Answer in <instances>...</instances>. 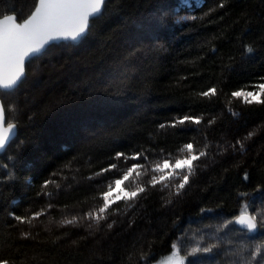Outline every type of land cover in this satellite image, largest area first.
Wrapping results in <instances>:
<instances>
[{
	"label": "trees",
	"instance_id": "trees-1",
	"mask_svg": "<svg viewBox=\"0 0 264 264\" xmlns=\"http://www.w3.org/2000/svg\"><path fill=\"white\" fill-rule=\"evenodd\" d=\"M36 1L0 0V18L22 22ZM261 83L264 0H106L78 42L49 46L15 89L0 91L17 127L0 155V259L156 264L181 242L184 264H264V103L231 95ZM212 87L216 95H199ZM185 115L201 122L171 126ZM187 143L206 152L189 183L177 194L181 173L153 187L162 174L153 166L187 157ZM136 163L140 175L122 187L146 190L99 224L86 218ZM37 212L31 224L10 215ZM244 212L257 217L255 234L233 224Z\"/></svg>",
	"mask_w": 264,
	"mask_h": 264
},
{
	"label": "snow or ice",
	"instance_id": "snow-or-ice-1",
	"mask_svg": "<svg viewBox=\"0 0 264 264\" xmlns=\"http://www.w3.org/2000/svg\"><path fill=\"white\" fill-rule=\"evenodd\" d=\"M103 0H38V3L34 5V11L23 20L18 22L16 15H4L0 18V89H12L24 76L25 62L33 57L41 54L46 46L52 40L57 39H72L77 40L82 37L88 28L89 18L100 11V7ZM223 7V3L219 5ZM247 52H251L252 48L249 46L246 48ZM257 87L261 90L259 93L253 91H246L240 89L233 91L231 95L236 98L243 97L244 103L251 104L253 100L256 103H264V99H258L262 93H264V83L259 84ZM217 93L215 87L209 88L207 91L199 93L203 97L214 96ZM6 107L0 105V150L4 149L8 142L15 134V123H6ZM186 122L193 124H199L201 121L199 118H193L191 116H183L178 118L171 124L172 127L177 125H184ZM161 127H165L161 125ZM252 134L249 133V136ZM241 149L243 150V144ZM187 150L188 156L184 158H178L174 163L170 159H164L162 163H156L152 171L162 173L159 176H153L151 185L153 187L156 184H163L164 187H168L167 181L171 178L182 175V181L175 185L176 192L184 189L185 185L189 183L190 175L194 169V162L201 159L206 155L205 151L196 152L192 143H187L183 146L181 151ZM143 153H137L131 157L126 156L125 153L117 152L116 159L124 158L139 160ZM147 159V157H145ZM144 165L136 163L131 165L124 172L122 177H115L109 182L108 190L101 193L103 199V205L95 212H89L86 214V218L96 220L99 224L101 220L107 218L109 209L112 205L119 200H124L127 204L128 201H134L140 193H143L146 189L141 186L137 190L127 191L122 185L129 180V177L135 172L137 176L140 173L137 169L143 168ZM117 165L112 164L107 169H102L101 172L96 175H102L104 172L116 169ZM165 170L167 173L165 174ZM247 179V176H245ZM112 184L115 185L113 189ZM46 186V185H45ZM120 193L115 199L112 198L113 192ZM131 206V205H129ZM44 212H37L30 217H22L10 213V215L20 224H31L32 220L37 219ZM77 222V218L65 219L62 221L63 225H73ZM235 223L240 224L242 227L247 228L249 232H253L257 229V217L255 215L247 218L242 214L237 217ZM111 224L108 225L111 228ZM24 238H27V233H23ZM176 245L173 248L176 249ZM212 249L209 247L193 248L189 255H193L197 252H210ZM255 256V253L253 254ZM172 256L177 257L176 264H184V257H178L177 252L173 251ZM0 264H9L8 260L0 259Z\"/></svg>",
	"mask_w": 264,
	"mask_h": 264
},
{
	"label": "water",
	"instance_id": "water-1",
	"mask_svg": "<svg viewBox=\"0 0 264 264\" xmlns=\"http://www.w3.org/2000/svg\"><path fill=\"white\" fill-rule=\"evenodd\" d=\"M106 0H103V3H102V5H101V7H100V11L99 12H97L95 15H93V16H91L90 18H89V22H88V28H89V25H90V21L92 20V19H94L95 17H97L98 15H100V13H101V11H102V8H103V4H104V2H105ZM36 3H38V0L36 1ZM33 11H34V9H33ZM1 18H3V17H1ZM23 22V21H22ZM21 22V23H22ZM88 28H87V30H88ZM87 33V31L85 32V34ZM84 34V35H85ZM83 35V36H84ZM82 36V37H83ZM82 37H80L79 39H77V40H72V39H57V40H52V41H50L49 42V44L46 46V48H45V50L49 47V46H51V45H53V44H59V43H63V42H78ZM44 50V51H45ZM43 51V52H44ZM42 52V53H43ZM34 58V57H33ZM32 59V58H31ZM30 59V60H31ZM29 61V60H28ZM28 61H26L25 62V66H24V76H25V67H26V63L28 62ZM24 76L22 77V79L24 78ZM22 79L20 80V82L22 81ZM20 82H18V84L14 87V88H12V89H6V90H4V89H0V91H11V90H13V89H15L19 84H20ZM0 105H3L2 104V101L0 100ZM16 135H17V127L15 128V134H14V136L11 138V140L8 142V144L6 145V147L4 148V149H2V150H0V155L5 151V149L7 148V146L10 144V142L16 137ZM244 215V217L245 218H247V217H249V216H251L250 214H248V213H241V214H239V215H237L235 218H234V220H233V224L237 227V228H239L240 230H242V231H246V232H248V233H250V234H255L256 233V231H257V229L255 230V231H253V232H249L248 230H247V228H245V227H242L240 224H237V223H235V220H236V218L237 217H240L241 215Z\"/></svg>",
	"mask_w": 264,
	"mask_h": 264
},
{
	"label": "rangeland",
	"instance_id": "rangeland-1",
	"mask_svg": "<svg viewBox=\"0 0 264 264\" xmlns=\"http://www.w3.org/2000/svg\"><path fill=\"white\" fill-rule=\"evenodd\" d=\"M250 91H253V92H257L259 93L261 90L259 89V87H257L256 89H253V90H250ZM263 94V93H262ZM261 94V95H262ZM261 95L259 97H257L258 99H260ZM243 98V97H242ZM255 101V100H253ZM245 213V212H244ZM174 245H176V249L173 248V251H176L177 252V256L178 257H182L181 254L179 253V250H180V245H181V242H177L175 243ZM173 253V252H172ZM177 262V257H174L172 256V254L164 259H162L161 261H159L158 263L156 264H176Z\"/></svg>",
	"mask_w": 264,
	"mask_h": 264
}]
</instances>
